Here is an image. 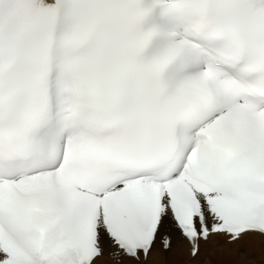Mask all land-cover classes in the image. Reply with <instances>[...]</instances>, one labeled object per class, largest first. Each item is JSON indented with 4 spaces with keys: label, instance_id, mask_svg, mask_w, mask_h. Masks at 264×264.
Returning <instances> with one entry per match:
<instances>
[{
    "label": "snow or ice",
    "instance_id": "1",
    "mask_svg": "<svg viewBox=\"0 0 264 264\" xmlns=\"http://www.w3.org/2000/svg\"><path fill=\"white\" fill-rule=\"evenodd\" d=\"M0 264H264V0H0Z\"/></svg>",
    "mask_w": 264,
    "mask_h": 264
}]
</instances>
